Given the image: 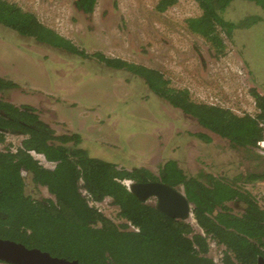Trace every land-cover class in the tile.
<instances>
[{
  "label": "rangeland",
  "instance_id": "rangeland-1",
  "mask_svg": "<svg viewBox=\"0 0 264 264\" xmlns=\"http://www.w3.org/2000/svg\"><path fill=\"white\" fill-rule=\"evenodd\" d=\"M5 1L33 13L85 56L23 36L0 21V77L17 84L0 92L4 100L33 106L56 134L78 133L88 155L119 169L143 168L156 175L164 162L174 159L205 184V174L225 182L239 174H264V155L255 148L232 145L155 94L142 76L108 67L96 57L100 53L144 65L159 71L169 87L186 89L194 102L255 115L251 90L264 96V11L259 6L245 0L229 3L226 19L259 20L230 34L217 27L220 46L188 29V19L202 13L195 0H177L163 11L156 9L158 0H95L90 12L76 8L75 0ZM151 84L158 82L151 78ZM22 138L6 134L0 149H15ZM234 183L264 208V177ZM30 193L50 196L44 187ZM109 201L102 200L101 211L118 222V209ZM242 204L225 202L235 214H241ZM186 221L200 232L193 218ZM207 242L206 255L220 262L224 246L209 236Z\"/></svg>",
  "mask_w": 264,
  "mask_h": 264
},
{
  "label": "trees",
  "instance_id": "trees-1",
  "mask_svg": "<svg viewBox=\"0 0 264 264\" xmlns=\"http://www.w3.org/2000/svg\"><path fill=\"white\" fill-rule=\"evenodd\" d=\"M94 1L76 3L78 8L90 12ZM176 1L158 0L156 9L163 11ZM195 1L202 13L188 19L189 28L221 43L220 46L222 41L214 35L217 27L230 34L235 27L259 20L255 16L236 23L225 20L221 13L232 0ZM245 1L264 11V0ZM0 21L23 36L85 56L70 40L14 3L0 0ZM96 57L108 67L124 68L142 76L155 94L195 117L204 128L227 138L232 145L254 147L264 136V129L258 125L259 120L264 121V96L256 90H251V95L257 112L239 116L227 108L192 101L186 89L169 87L159 71L100 53ZM151 78L158 84L153 86ZM16 86L15 82L0 77V92ZM11 133L23 138L15 149H0L1 238L77 259L79 264H257L258 256L264 257V208L234 185L236 179L251 181L263 178L264 174H239L233 182L205 174L209 182L205 184L199 177L186 174L174 159L164 162L158 177L170 185L182 186L193 204V219L200 229L197 232L186 220L173 218L140 201L122 182L157 179L152 172L143 168L119 169L113 162L88 155L80 147L78 133L56 134L33 106L15 105L1 96L0 143ZM198 136L207 138L204 133ZM31 151L42 154L55 165L43 166ZM40 187L50 196L30 193V189ZM86 194L93 201L109 197L118 209L116 216L120 221L90 205ZM230 200L242 201L241 214L226 207L225 202ZM208 236L225 248L220 262L206 255Z\"/></svg>",
  "mask_w": 264,
  "mask_h": 264
},
{
  "label": "water",
  "instance_id": "water-1",
  "mask_svg": "<svg viewBox=\"0 0 264 264\" xmlns=\"http://www.w3.org/2000/svg\"><path fill=\"white\" fill-rule=\"evenodd\" d=\"M128 189L142 202L155 198L154 206L173 218L188 220L191 216L193 204L176 186L161 181H145L132 182ZM0 261L5 264H79L77 259L52 255L46 250L1 237ZM257 264H264L263 256H258Z\"/></svg>",
  "mask_w": 264,
  "mask_h": 264
},
{
  "label": "built area",
  "instance_id": "built-area-1",
  "mask_svg": "<svg viewBox=\"0 0 264 264\" xmlns=\"http://www.w3.org/2000/svg\"><path fill=\"white\" fill-rule=\"evenodd\" d=\"M259 126L260 127H262V128H264V121L262 122H259ZM257 148H258V151L260 152V153H264V138H262V139H260V140H258L257 141ZM33 156L34 155H37L38 156V161L43 165V166H45V167H48V168H52L54 165H55V163L53 162V161H47L45 158H44V156L42 155V154H40V153H36V152H34V151H31L30 152ZM123 184H125V186L128 188L129 187V185H130V181L129 180H123ZM86 197H87V199H88V203L90 204V205H93L94 207H96L99 211H101L102 209L100 208V206L102 205V201H93L91 198H90V196H89V194H86ZM107 198H109V197H105L103 200H105V199H107ZM110 200V199H109ZM110 202V201H109ZM110 204H111V202H110ZM112 205V204H111ZM192 214V213H191Z\"/></svg>",
  "mask_w": 264,
  "mask_h": 264
},
{
  "label": "flooded vegetation",
  "instance_id": "flooded-vegetation-1",
  "mask_svg": "<svg viewBox=\"0 0 264 264\" xmlns=\"http://www.w3.org/2000/svg\"><path fill=\"white\" fill-rule=\"evenodd\" d=\"M78 0H75L74 1V5L76 6V8H78L77 6H78V4L76 3ZM78 9H80V10H82L83 11V9L82 8H78ZM85 12V11H84ZM222 14V16L224 17V15H223V13H221ZM224 19L225 20H228V19H226L225 17H224ZM230 21V20H229ZM231 22H234V21H231ZM235 23V22H234ZM188 25V24H187ZM188 29H189V26H188ZM190 30V29H189ZM173 106V105H172ZM155 176H157V179H149V178H147L145 181H161V182H164L163 180H162V178H160V177H158L159 175H158V173L155 175ZM145 181H143V180H133L132 182H145ZM167 183V182H166ZM155 200V199H154ZM154 200H153V202H154ZM145 203H148V201L146 200L145 201ZM149 204V203H148Z\"/></svg>",
  "mask_w": 264,
  "mask_h": 264
},
{
  "label": "clouds",
  "instance_id": "clouds-1",
  "mask_svg": "<svg viewBox=\"0 0 264 264\" xmlns=\"http://www.w3.org/2000/svg\"><path fill=\"white\" fill-rule=\"evenodd\" d=\"M190 175V174H189ZM124 180H129L130 181V184L132 183V181L133 180H131V179H124ZM123 182V181H122ZM125 185V184H124ZM173 186V185H172ZM178 189H180V191H182V192H184L183 191V188H182V186L180 185V186H176ZM127 188V187H126ZM129 188V187H128ZM127 188V189H128ZM129 190V189H128ZM153 197H150V198H148L147 199V201L149 200V199H152ZM153 199H155V198H153ZM146 201V200H145ZM145 201H144V203H145ZM154 203H155V200H154ZM154 203H149L150 205H153L154 206ZM146 204H148V203H146ZM191 211H192V209H191ZM192 213V212H191ZM191 218H193V214H191V216H190V218L189 219H191Z\"/></svg>",
  "mask_w": 264,
  "mask_h": 264
},
{
  "label": "bare ground",
  "instance_id": "bare-ground-1",
  "mask_svg": "<svg viewBox=\"0 0 264 264\" xmlns=\"http://www.w3.org/2000/svg\"><path fill=\"white\" fill-rule=\"evenodd\" d=\"M259 122H261L260 120H259ZM259 122H258V125H259ZM262 128V127H261ZM264 129V128H263ZM262 138H264V136L263 137H261L260 139H262ZM260 139H258V140H260ZM257 140V141H258ZM257 141H256V144H255V146L253 147V148H255V150H256V152L259 154V155H264V153H260L259 151H258V148H257ZM214 242H215V240H214Z\"/></svg>",
  "mask_w": 264,
  "mask_h": 264
}]
</instances>
